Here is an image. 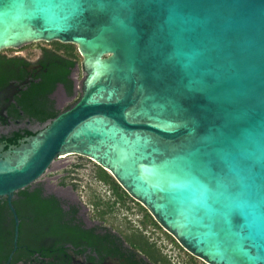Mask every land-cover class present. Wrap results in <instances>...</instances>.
I'll return each instance as SVG.
<instances>
[{"label":"water","instance_id":"1","mask_svg":"<svg viewBox=\"0 0 264 264\" xmlns=\"http://www.w3.org/2000/svg\"><path fill=\"white\" fill-rule=\"evenodd\" d=\"M53 40L76 45L81 92L0 141L14 242V193L79 155L192 256L264 264V0H0V50Z\"/></svg>","mask_w":264,"mask_h":264},{"label":"flooded vegetation","instance_id":"2","mask_svg":"<svg viewBox=\"0 0 264 264\" xmlns=\"http://www.w3.org/2000/svg\"><path fill=\"white\" fill-rule=\"evenodd\" d=\"M30 44L34 46L37 43ZM46 50L52 53L55 52L53 45L52 48L43 47L40 56L33 62L27 61L22 57L2 54H0V58H21L24 60L26 63L23 66L27 76L23 80L27 78L29 81L32 76L35 77L46 71V66L48 65V63L44 62V52ZM19 69L18 67L17 70ZM23 80L19 81L18 78L9 79L6 84L0 87V90L9 83L19 84ZM24 84L13 92L11 97H5L0 101V103H10L5 108L3 117L0 116V141L8 143L7 138L15 133L23 132L25 129L33 130L29 127L31 124H36L38 127L41 125L37 122H32L14 104L20 103L19 99L22 95L21 91L24 89ZM58 86H61L65 91L62 84H58L54 91ZM52 94L50 95L51 99ZM40 186L44 197L48 199L50 195L55 197L58 207L65 216L66 213L73 212L76 209L74 214L75 222L80 225L77 236L72 233L61 235L54 233L50 216L38 217L32 212L30 207L23 203L20 197L14 195L11 199V204L18 217V236L15 243L14 216L9 207L7 197L2 196L0 197V264H168L167 261H169V264H206L201 259L192 256L179 244L177 246L175 244L177 241L164 229H162L164 232L162 236H154V233L147 230L152 225L145 224L144 226L143 221L146 222V218L141 212L137 219L140 227L132 225L131 221H126V218H124L125 229H118L112 223H105V216L110 212L104 214L103 218L99 214H95V217L91 219L86 218L82 212L84 206L78 196H70V200H67L69 197L46 192L43 186ZM132 200L126 201L124 204H116L130 210L129 202L136 206L135 200ZM103 203V207L107 209L108 205L105 202ZM84 231L90 232L91 236L85 237ZM133 231H141L149 243L154 246L149 247L140 243V247H138L131 244L127 238L132 237ZM163 238L166 242L162 240ZM173 245L177 246L178 250L175 259L170 254L171 249H174ZM181 252L184 254H181Z\"/></svg>","mask_w":264,"mask_h":264},{"label":"trees","instance_id":"3","mask_svg":"<svg viewBox=\"0 0 264 264\" xmlns=\"http://www.w3.org/2000/svg\"><path fill=\"white\" fill-rule=\"evenodd\" d=\"M50 44L54 46L55 52L52 53L47 50L44 52V62L48 63L46 71L29 78V81L23 85L24 89L21 91L20 103H14L26 117L32 122L39 124H43L47 120L52 119L59 112L70 107L78 99L76 97L66 108L58 109L54 101L50 98V95L58 84H62L68 94H73L74 83L70 74L79 59L76 45L62 43L57 40L51 41ZM25 63L21 58H0V87L6 84L9 79L18 78L19 81L23 80L27 76L23 66ZM18 67L20 68L19 70H17ZM31 134V130L25 129L23 132L15 133L13 136L8 137L7 141L11 144H17L20 139ZM94 174L97 180L108 186L114 197L113 202H105L108 205L107 209L103 207L104 203L99 197L92 201L95 213L99 214L101 218H103L104 214L112 212L115 209L116 203L124 204L128 200H132L114 178L99 165L95 164ZM14 195L20 197L23 203L30 207L32 212L38 217L50 216L54 233L59 235L72 233L77 236L80 225L75 222L74 214L76 213V209L73 212L66 213L65 216L63 211L58 207L57 200L53 195H50L49 199L43 196L39 184L29 185L16 191ZM134 203L136 204L137 210L145 215L146 222L143 221L144 226L145 224H151L152 226L161 228L142 205L136 201ZM84 236H91V233L84 231ZM127 240L138 247H140V243L149 247L154 246L149 243L141 231H133L132 237H128ZM175 244L179 246L177 242ZM167 263L169 264V261Z\"/></svg>","mask_w":264,"mask_h":264},{"label":"rangeland","instance_id":"4","mask_svg":"<svg viewBox=\"0 0 264 264\" xmlns=\"http://www.w3.org/2000/svg\"><path fill=\"white\" fill-rule=\"evenodd\" d=\"M36 43L37 44L34 46L27 44L19 48L2 49L0 50V54L18 56L33 62L40 56L43 47L52 48L50 42L38 41ZM82 76L83 71L79 57L71 73V78L74 83V93L68 94L61 86H58L52 94V99L58 109L66 108L76 97H79ZM29 127L33 130L38 128L36 124H31ZM94 173V162L79 155H69L53 161L44 174L31 185H42L46 192H53L59 196H67L69 197L67 200H70V196H78L84 206V210L82 211L83 215L91 219L94 218L96 214L94 206L92 205L93 200L99 197L103 202L114 201L111 190L107 185L97 180ZM128 205H130V210L116 204L115 209L105 216V223H112L116 228L124 230L126 227L124 218H126V221H131L132 225L140 227L137 221L140 212L133 203L129 202ZM151 228H153V230H151ZM147 230L154 233V236H162L164 233L162 228H157L155 226H149ZM162 240H164V238ZM177 252V246H174V249L170 251L174 259L178 254ZM181 254L184 253L181 252Z\"/></svg>","mask_w":264,"mask_h":264},{"label":"bare ground","instance_id":"5","mask_svg":"<svg viewBox=\"0 0 264 264\" xmlns=\"http://www.w3.org/2000/svg\"><path fill=\"white\" fill-rule=\"evenodd\" d=\"M12 88H7L0 92V101L4 99L6 96H8L11 92Z\"/></svg>","mask_w":264,"mask_h":264}]
</instances>
